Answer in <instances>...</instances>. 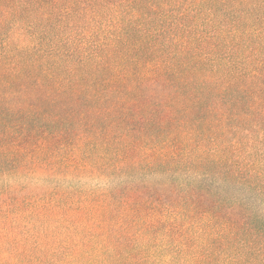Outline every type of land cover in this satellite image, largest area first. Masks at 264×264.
I'll return each mask as SVG.
<instances>
[{
	"label": "trees",
	"instance_id": "1",
	"mask_svg": "<svg viewBox=\"0 0 264 264\" xmlns=\"http://www.w3.org/2000/svg\"><path fill=\"white\" fill-rule=\"evenodd\" d=\"M0 264H264V0H0Z\"/></svg>",
	"mask_w": 264,
	"mask_h": 264
}]
</instances>
